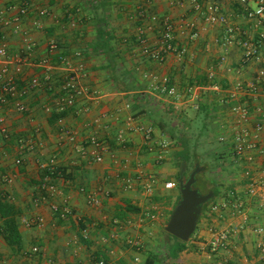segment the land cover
<instances>
[{
	"label": "crops",
	"instance_id": "0c3cea01",
	"mask_svg": "<svg viewBox=\"0 0 264 264\" xmlns=\"http://www.w3.org/2000/svg\"><path fill=\"white\" fill-rule=\"evenodd\" d=\"M195 1L34 0L28 13L16 20L21 0H0V16L9 18L8 23L0 21V45L5 43L9 54H17L26 38L32 40L35 59L48 57L58 64L53 72L55 82L65 73L61 57H74L85 65L81 82L88 89L57 120H51L57 110L45 109L56 95L49 86L31 88L22 96L25 111L9 113L10 135L0 136V196L13 205L21 249L17 251L7 242L4 217H0V264H97L100 259L106 264H148L149 252L157 246L166 248L170 236L163 228L180 198L175 152L181 145L177 142L188 137L198 116L203 120L200 130L212 133L219 142L221 122L231 120L226 99L234 102L230 98L233 85L252 79L256 69L264 66V14L260 22L246 15L247 9L256 7L254 0ZM211 6L226 14L225 22L206 20ZM44 7L48 13L40 17L38 11ZM141 8L148 15H169L175 20L177 40L187 50L183 56L169 53L159 61L144 52L145 46H156L161 26L156 23L151 28L150 16L139 15ZM96 9L98 17L93 14ZM192 21L193 30L180 25ZM142 26L144 43L138 31ZM230 27L236 31L233 42L225 46ZM193 31L199 32L197 38L192 37ZM247 36L260 43L259 60L243 58L240 42ZM53 39L59 47L48 52ZM6 58L0 56V67L7 63L13 69L15 64ZM210 66L215 67L223 85L220 92L212 91L206 81ZM22 68L19 87L34 74L43 75L38 65ZM164 76L178 87L176 95L161 91ZM130 116L134 119L131 126ZM140 126L151 129L150 139L144 137ZM67 130L75 133L74 141L66 138ZM121 132L124 139L119 137ZM25 137L40 145L22 149L19 140ZM260 137L264 141V118ZM92 138L100 144L92 143ZM220 144L227 155L226 145ZM92 151L100 153L102 160H95ZM51 156L58 168L52 178L57 193L47 202H37L38 158ZM228 161L234 173L231 184L219 187L217 196L203 207L187 248L175 260L155 264H264V254L258 248L264 235L256 231L259 226L264 228L263 197L246 194L248 179L243 166ZM254 168L258 171L260 164ZM11 174L14 180L5 182L4 176ZM148 176L153 179L151 193L144 184ZM127 178L133 180L130 187ZM168 181L177 185L167 188ZM239 195L244 198L245 213L233 206ZM91 197L101 203H91ZM52 202H66L73 213L62 216L51 208ZM223 202L226 206L212 208ZM37 217L43 218L42 224L32 221ZM26 218L31 220L29 224L24 222ZM215 229L233 230L227 249L210 250ZM136 238L139 246L129 242ZM34 247L38 249L34 251Z\"/></svg>",
	"mask_w": 264,
	"mask_h": 264
},
{
	"label": "built area",
	"instance_id": "2783aa9c",
	"mask_svg": "<svg viewBox=\"0 0 264 264\" xmlns=\"http://www.w3.org/2000/svg\"><path fill=\"white\" fill-rule=\"evenodd\" d=\"M34 0H21L18 6V15L15 16L16 20L20 19L21 15L28 13L30 3ZM154 1V0H151ZM195 1V0H193ZM241 3H246L249 0H239ZM256 2V7L254 9H247L246 15L250 18H258L259 22L264 14V0H254ZM195 6L200 9V3L195 1ZM48 13L46 7L39 9L38 15L41 17ZM139 15L143 18L147 17V12L145 9L141 8L139 10ZM73 13L70 14L72 17ZM151 19V28L153 24L159 23L161 26L159 28L158 41L155 47L149 48L145 46L144 52L150 55L152 58L162 61L165 56L169 53H175L177 56H183L186 53V48L177 40L176 36V26L175 20L169 16H163L162 18L157 15H148ZM227 19L226 14L219 11L218 6H211L206 13V20L210 22H225ZM0 21L3 23H8L9 18L0 16ZM38 23V20H37ZM74 25V23H71ZM181 26L189 27L194 29L195 23H180ZM140 40L145 42L144 32L145 27L139 28ZM236 28L230 27L227 30V36L225 38V46L233 42L234 34ZM199 32L193 31L192 37H198ZM262 39H264V34H262ZM242 55L245 60H259L261 58V46L251 37H246L240 42ZM59 47L56 40H51L48 44V52H53ZM35 48L32 40L26 38L23 49L21 53L9 54L7 45L2 43L0 45V56L7 57V62H13L15 64L14 68L11 69L7 63H4L0 67V136L1 138H7L10 135V127L7 125V117L10 112L22 113L25 111L26 106L22 100L24 96L31 88H37L42 86H49L51 89L55 90V96L52 102L46 105V110L51 112L53 110L62 111L66 108L72 107L76 101L88 92L86 86L81 82L82 77L85 75V65L83 62H76L74 57H61V64L64 66L65 73L58 78V82H55L53 72L57 65L52 62L48 57H39L35 59ZM80 53L77 52L76 56ZM224 57H221L223 60ZM25 64H32L33 66L38 65L41 70H43V75L34 74L28 80V83L19 87L17 80L19 74L22 72V67ZM206 81L208 86L214 92H220L223 89V85L219 82L217 71L214 66H210L206 72ZM55 82V83H54ZM161 91L167 95L173 96L177 94L178 87L175 84L169 83V78L164 76L162 78V84L159 85ZM158 86V87H159ZM192 88L190 89V91ZM264 97V66H260L256 69L255 74L252 79L248 81H236L233 85V90L231 91L230 98L234 100L231 102L230 99H226L228 102V111L231 114V120L221 122L219 127V134L217 138L219 142L226 145L227 155L229 160L236 165L243 166V172L248 179L246 194L250 196H262L261 207L264 212V141L260 137V132L263 128V118H264V104L262 103V98ZM195 107H198L195 104ZM255 113L259 116L255 117ZM133 117L128 118V125L131 126L133 123ZM139 130L143 132L146 139L151 138V129L143 126L139 127ZM66 138L70 141L75 140V133L67 130ZM124 139L123 132L119 136ZM91 142L99 145L95 138L91 139ZM35 144H39L32 137L20 138L19 146L22 149H32ZM163 149L166 148L167 144L164 143ZM103 148V146L101 145ZM85 152V148L82 149ZM93 158L97 161H101L103 156L95 151L90 153ZM162 155L160 154V158ZM256 163L260 164V169L255 170L254 165ZM38 167L41 170V177L39 183V195L35 199L37 202H47L52 196L57 193V188L52 182L53 176L58 173V168L56 164V158L51 156L49 158H38ZM13 174L5 175L4 180L7 183H11L14 180ZM140 177H142L140 175ZM127 186L133 185L132 178H127ZM145 188L148 193L153 191V179L148 176L145 181ZM175 181H168L165 183L167 188L176 186ZM244 198L239 195V198L233 203V206L238 209L240 213H245ZM90 202L99 205L100 199L96 197H91ZM226 202L213 204L212 208L218 210L226 206ZM51 208L54 211H60L62 216L73 213V209L65 202L63 205H59L56 202L51 203ZM151 217H154L151 215ZM142 221V218L140 219ZM31 220L27 218L24 222L29 224ZM32 221L38 224L43 223L42 217H37ZM259 234L264 235V228L259 226L256 228ZM233 234V230L229 229H215L213 231V237L209 242V247L211 251H218L219 249H227L229 246V239ZM86 235V234H85ZM116 237V235L114 236ZM129 242L135 246L140 245V239H129ZM259 250L264 254V237L258 243ZM34 251L38 248L34 247ZM60 264V263H57ZM97 264H106L103 259L98 260Z\"/></svg>",
	"mask_w": 264,
	"mask_h": 264
},
{
	"label": "trees",
	"instance_id": "16d2710c",
	"mask_svg": "<svg viewBox=\"0 0 264 264\" xmlns=\"http://www.w3.org/2000/svg\"><path fill=\"white\" fill-rule=\"evenodd\" d=\"M87 2H88V0H87ZM95 6L96 5H93V7H95ZM93 14L95 17H98V10L96 9ZM66 112H67V110L54 111L52 113L51 120H54V119L57 120L59 118H62L66 114ZM177 143L179 145H181V149L175 152V155L178 158L177 164H178L179 168L181 167L182 162L186 163L189 166V160H191V158H193V164H192V168H193V166H195L194 164L197 163L198 161L196 160V158H194L196 155L195 152L191 151V149H190L188 137L184 136ZM190 171H191V169H190ZM190 171L185 173V177H187L189 175ZM177 176H179V173H177ZM198 181H199V175H197V183L195 184V186H197ZM209 181L212 184V187H209L206 189L201 187V191L206 193V192L212 190L214 192V198H215L217 196V194L219 193L220 189L215 184V182L212 180V178H210ZM202 184L204 187V182ZM207 204H205V205H207ZM129 207H131V205H129ZM132 209L134 210L135 208H132ZM0 217L1 218L4 217L3 234L5 235L7 242L11 246H13L17 251H19L21 249V237H20L19 227L17 224V219H16V216L14 214V208L10 202H8L6 199L2 198L1 196H0ZM163 233L168 234L169 236H173V235L169 234L167 231H165L164 228H163ZM173 237L176 239V241L174 243L171 242V240L169 242H167L166 252L161 250L160 249L161 247L157 246L155 248L154 252L152 251V252L148 253L146 262L148 264H155L157 261L164 263L170 259L175 260L178 257L179 253L182 252L185 248H187L188 242L182 241L175 236H173ZM170 247L172 248L171 250H169ZM157 253H159V254H157ZM160 254H162V255H160Z\"/></svg>",
	"mask_w": 264,
	"mask_h": 264
},
{
	"label": "rangeland",
	"instance_id": "374dc122",
	"mask_svg": "<svg viewBox=\"0 0 264 264\" xmlns=\"http://www.w3.org/2000/svg\"><path fill=\"white\" fill-rule=\"evenodd\" d=\"M194 122L195 126L191 127L190 129L191 133L188 135V142L190 144L191 151H194L196 154L194 158H196V160L198 161L194 165L199 164L202 168L198 173L199 181L197 185H200V187L205 189L212 187V184L209 181L210 178H212V180L218 187H223V185H230V181L234 176V173L232 170L233 167L228 161L229 156L223 154L221 147L219 146L221 145L220 142H218L214 138L212 133L205 131L203 132V130H200L199 125L203 122V120L199 116L194 120ZM200 131H202V133ZM192 164L193 158L189 160V166L186 167L185 173L190 171V169L193 170L195 166H193L192 168ZM203 182L204 187L202 184ZM170 240L173 243L176 241L173 236H170ZM160 249L166 252L165 246H162ZM171 249L172 248L170 247L169 250Z\"/></svg>",
	"mask_w": 264,
	"mask_h": 264
},
{
	"label": "water",
	"instance_id": "95a60500",
	"mask_svg": "<svg viewBox=\"0 0 264 264\" xmlns=\"http://www.w3.org/2000/svg\"><path fill=\"white\" fill-rule=\"evenodd\" d=\"M186 163L179 170L178 185L180 198L172 210L165 230L182 241H189L196 231L204 205L214 197L212 190L202 193L195 184L197 175L202 169L196 164L189 175L185 177Z\"/></svg>",
	"mask_w": 264,
	"mask_h": 264
},
{
	"label": "flooded vegetation",
	"instance_id": "af4514ba",
	"mask_svg": "<svg viewBox=\"0 0 264 264\" xmlns=\"http://www.w3.org/2000/svg\"><path fill=\"white\" fill-rule=\"evenodd\" d=\"M195 187H197V188L199 189V191L202 192V191H201V187H200V185H199V186L197 185V186H195ZM202 193H205V192H202Z\"/></svg>",
	"mask_w": 264,
	"mask_h": 264
}]
</instances>
